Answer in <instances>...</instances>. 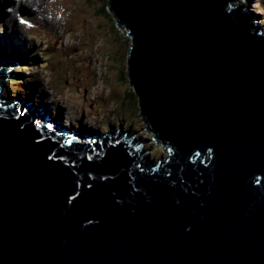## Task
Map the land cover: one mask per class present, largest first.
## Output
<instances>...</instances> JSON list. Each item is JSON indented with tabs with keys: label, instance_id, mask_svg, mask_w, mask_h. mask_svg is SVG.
Here are the masks:
<instances>
[{
	"label": "water",
	"instance_id": "obj_1",
	"mask_svg": "<svg viewBox=\"0 0 264 264\" xmlns=\"http://www.w3.org/2000/svg\"><path fill=\"white\" fill-rule=\"evenodd\" d=\"M108 1L168 156L155 163L113 128L68 136L0 94V264H264L259 16L249 1ZM3 62L1 90L18 65Z\"/></svg>",
	"mask_w": 264,
	"mask_h": 264
},
{
	"label": "rangeland",
	"instance_id": "obj_2",
	"mask_svg": "<svg viewBox=\"0 0 264 264\" xmlns=\"http://www.w3.org/2000/svg\"><path fill=\"white\" fill-rule=\"evenodd\" d=\"M105 1L0 0V22L6 23L4 29L14 37L11 42L21 45L16 53L6 54L5 40L0 41V61H16L15 68L23 71L14 77L15 69L5 72L10 81L4 84L2 95L9 103L18 96L24 102L32 99L46 109L45 113L50 111L56 120L62 119L72 134L80 128L89 129L88 135H92L107 133L111 126L121 127L136 144L144 142L145 157L156 163L168 156V150L152 140L153 133L135 105L123 104L126 94L133 91L128 82L116 78L123 56L126 65L129 44L114 30L116 20L111 13L103 12ZM245 1H249V13L259 16L256 25L264 32V0L235 3ZM21 20L28 22L24 24L29 26L28 32ZM20 33L23 39L16 36ZM19 39L23 41L20 44ZM111 64L117 70H112ZM62 70L66 71L65 82L57 80Z\"/></svg>",
	"mask_w": 264,
	"mask_h": 264
},
{
	"label": "trees",
	"instance_id": "obj_3",
	"mask_svg": "<svg viewBox=\"0 0 264 264\" xmlns=\"http://www.w3.org/2000/svg\"><path fill=\"white\" fill-rule=\"evenodd\" d=\"M105 3H106V6H105V8L103 9L104 11L103 12H106L107 13V15L108 14H110L109 12H110V8H109V1L108 0H106L105 1ZM102 12V11H101ZM111 15V17H113V15L112 14H110ZM114 27V30L120 35V34H123V36H125V34H124V32L122 31V30H119L115 25L113 26ZM125 41H124V43H128L129 44V47H130V40H129V38H127V37H125V39H124ZM128 56V55H127ZM127 56H126V65H125V60H124V56H123V60L121 61V66H120V68L118 69V71H117V78H116V80L118 81V82H128L129 83V78H128V67H127ZM109 58V57H108ZM112 57H110V59H111ZM111 66H112V70H117L116 69V67L115 66H113L112 64H111ZM65 68V67H64ZM64 72H66V71H61V74L63 73V75H61V78H59L58 77V79L57 80H63L64 82H65V77H64ZM23 74V71H19V70H16L15 72H14V76H16V75H21V74ZM37 79V78H36ZM37 81L39 82V80L37 79ZM63 81H62V83H63ZM46 84H47V86L48 85H50L49 83H48V81L46 82ZM129 85V84H128ZM31 90H28V93L30 92ZM129 92V91H128ZM59 96H60V94H59ZM126 102H124L123 104H124V106H125V104H127L128 106H134L135 105V107L137 108V110L139 111V106H138V101H137V97H136V95L134 94V92H130V93H127L126 94ZM27 100H32V99H27ZM123 104H122V106H123ZM38 105V104H37ZM142 120V119H141Z\"/></svg>",
	"mask_w": 264,
	"mask_h": 264
},
{
	"label": "bare ground",
	"instance_id": "obj_4",
	"mask_svg": "<svg viewBox=\"0 0 264 264\" xmlns=\"http://www.w3.org/2000/svg\"><path fill=\"white\" fill-rule=\"evenodd\" d=\"M260 1V0H259ZM23 8V7H22ZM26 8V7H25ZM264 8V7H263ZM111 13V12H110ZM254 14V13H253ZM13 20V19H12ZM42 22V21H41ZM3 24H5V25H3ZM35 24H37L36 22H35ZM0 25L3 27V28H1L0 27V41H3V40H5V45H4V52H6V54H7V52H9V53H13L14 54V51H15V53H16V51H17V48L16 47H21V45H17V44H13V42H11L13 39H14V37H10L9 36V33H7L6 32V29H4V28H6V23L5 22H0ZM9 25V24H8ZM26 27V26H25ZM25 27H24V29H25ZM27 27H29V26H27ZM31 29V28H30ZM52 35V34H51ZM18 38H21L22 37V39H23V36H22V34L20 33V34H17L16 35ZM27 37V36H26ZM15 40V39H14ZM20 41H18L19 42V44L21 43V42H23V41H21V39H19ZM25 42V41H24ZM28 42V41H27ZM50 42V41H49ZM53 42H54V40H53ZM1 43V42H0ZM25 44H26V42H25ZM50 44V43H49ZM23 47L25 48V45H23ZM47 50V49H46ZM2 55H4L5 56V54L3 53ZM128 57V56H127ZM12 69H15V71H16V68L15 67H13ZM11 69V70H12ZM13 71V70H12ZM12 76L14 77V72L12 73ZM5 77H6V75H5ZM8 84H9V81L7 82ZM92 84V83H91ZM32 101V100H31ZM5 103H7L8 101L6 100V101H4ZM27 102H30V101H27ZM9 103V102H8ZM41 107H42V105H41ZM102 107V106H101ZM48 113H50V114H52L50 111H48ZM140 113V112H139ZM56 120V119H55ZM56 122L58 123V124H60L61 122L59 121V120H56ZM53 124H55V123H53ZM114 130H115V132H120V133H123V134H126V131H124L123 129L121 130V127H114ZM63 131L65 132V133H69V130H66L65 128H63ZM145 157V156H144ZM142 163H143V166L145 167L146 166V162L144 161V160H142Z\"/></svg>",
	"mask_w": 264,
	"mask_h": 264
},
{
	"label": "snow or ice",
	"instance_id": "obj_5",
	"mask_svg": "<svg viewBox=\"0 0 264 264\" xmlns=\"http://www.w3.org/2000/svg\"><path fill=\"white\" fill-rule=\"evenodd\" d=\"M20 22H21V23H24V24H26V25L28 24V22L25 21V20H21ZM49 159H51V157H49Z\"/></svg>",
	"mask_w": 264,
	"mask_h": 264
},
{
	"label": "clouds",
	"instance_id": "obj_6",
	"mask_svg": "<svg viewBox=\"0 0 264 264\" xmlns=\"http://www.w3.org/2000/svg\"><path fill=\"white\" fill-rule=\"evenodd\" d=\"M40 105V104H39ZM43 107V106H42ZM43 109H45V108H43ZM46 110V109H45Z\"/></svg>",
	"mask_w": 264,
	"mask_h": 264
}]
</instances>
